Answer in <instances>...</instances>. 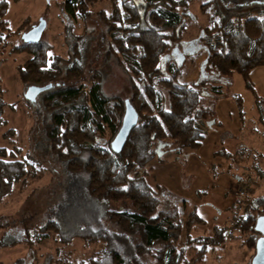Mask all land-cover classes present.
<instances>
[{
    "label": "trees",
    "instance_id": "trees-1",
    "mask_svg": "<svg viewBox=\"0 0 264 264\" xmlns=\"http://www.w3.org/2000/svg\"><path fill=\"white\" fill-rule=\"evenodd\" d=\"M194 1H66V9L75 18L69 25L71 30L78 19L87 20L90 9L96 8L108 36L107 56L115 58L129 75V98L105 93L101 70L86 75L85 66L76 57L80 54L77 43L70 58L52 54L50 43L43 38L34 44L22 41L12 46V53L32 56L18 65L24 83L52 84L38 97L47 114V140L68 172L63 197L47 210L42 224L31 230L28 223L20 221L26 237L4 236L3 245L23 241L35 244L53 234L63 245L81 239L98 246L89 258L74 264H203L210 250L222 244L228 227L215 226L214 236H195L196 228L206 219L196 209L182 219L178 203L162 208L159 192L146 181L152 170L149 164L164 160L159 156L161 149L180 153L202 147L206 135L197 121L219 127L222 124L215 104L202 103L205 91L221 85L208 87V78L182 82V65L173 57L184 42L181 33L187 27V7ZM9 7V0H0V19ZM201 7L203 11L208 9L209 18L200 28L206 67L214 68L222 79L241 74L252 88V71L264 66V0H206ZM0 34L1 38L9 36L4 31ZM81 38L78 35L76 42ZM197 55L195 52L183 62ZM63 74L71 82H57ZM127 100L139 120L128 132L122 149L115 151L113 141L122 129ZM260 109L264 122V108ZM218 153L231 154L225 149ZM9 155L11 159L7 149L0 148V199L40 164L29 154L22 160L13 153ZM263 165L261 161L255 164L253 182L264 178ZM250 168L243 177L252 172ZM248 194L239 216L236 200L231 222L234 231L246 235L244 244L257 255L263 236L256 222L264 215V195L255 197L251 190ZM121 202H130L131 207L113 206ZM0 228H5L2 219Z\"/></svg>",
    "mask_w": 264,
    "mask_h": 264
},
{
    "label": "rangeland",
    "instance_id": "rangeland-1",
    "mask_svg": "<svg viewBox=\"0 0 264 264\" xmlns=\"http://www.w3.org/2000/svg\"><path fill=\"white\" fill-rule=\"evenodd\" d=\"M9 1V10L0 19V33L4 31L9 35L0 37V148L7 149L10 159L11 153L20 160L29 154L40 164L19 181L9 195L0 199V219L5 223V228H0V264H74L77 260L89 258L98 246L88 245L81 239L63 245L53 234L35 244L23 241L5 246L1 242L4 236L26 237L25 226L21 227L20 221L28 223L31 230L42 224L47 218V210L60 203L68 172L47 140L44 130L47 114L40 98L30 103L25 97L29 83L19 77L18 65L32 56L27 52L12 53L11 48L24 41V34L44 18L47 27L42 37L50 43L52 54L70 58L77 43L80 53L77 60L85 66L87 76L95 70L102 71L105 93L129 98L132 85L117 60L107 56L108 36L96 16V8L90 9L92 14L87 20L78 19L71 30L69 25L75 18L65 7L67 0ZM205 1L195 0L187 7V27L181 33L184 42L173 52V57L182 65V82L208 78V87L221 85L217 90L205 91L202 101L204 105L215 104L221 127L214 125L213 131L210 123L197 121V126L205 130L206 135L202 147L180 152L179 161L171 151L159 153L164 160H153L149 164L152 170L146 177V181L159 192L162 208L178 203L182 219H186L193 209L206 219L204 225L196 228L195 236H214L217 225L231 227L244 173L252 167L249 170L255 175V164L264 163V122L260 111V107L264 108V101H259L264 100V66L252 71V88L241 74L222 79L214 68L209 70L206 67V50L202 51L200 43V28L209 22L208 9L203 11L201 7ZM5 26L13 33L9 34ZM78 35L83 38L76 42ZM195 52L198 53L195 58L189 57L183 62ZM58 80L71 82L64 74ZM222 149L232 153L229 156L218 153ZM257 180L259 182L250 187L255 197L264 195V178ZM184 198L190 205L185 208ZM113 206L127 208L131 203L121 202ZM243 237L246 235L242 236L237 230L232 238L226 236L222 244L210 250L203 264H255V251L244 244Z\"/></svg>",
    "mask_w": 264,
    "mask_h": 264
},
{
    "label": "water",
    "instance_id": "water-1",
    "mask_svg": "<svg viewBox=\"0 0 264 264\" xmlns=\"http://www.w3.org/2000/svg\"><path fill=\"white\" fill-rule=\"evenodd\" d=\"M47 27V22L44 18L40 22L27 31L23 40L26 43L34 44L39 42L43 37L44 31ZM52 84L39 86V85H30L26 91L25 97L29 101H35L40 93L50 88ZM126 113L124 115L123 126L121 131L118 133L116 138L113 141V148L115 151H120L125 143L128 132L137 124L139 120L138 113L134 109L133 105L127 100ZM256 229L261 232L263 239L259 245V250L257 257L255 259V264H264V215L258 217L256 222Z\"/></svg>",
    "mask_w": 264,
    "mask_h": 264
},
{
    "label": "built area",
    "instance_id": "built-area-1",
    "mask_svg": "<svg viewBox=\"0 0 264 264\" xmlns=\"http://www.w3.org/2000/svg\"><path fill=\"white\" fill-rule=\"evenodd\" d=\"M253 174L249 173L246 174V176L243 178V183L241 184L240 187V198H239V203L236 206V214L239 216L241 212L243 211L244 205L247 204L248 202V193L250 192V187L252 185H255V182H253ZM234 225V222H231V227L226 230V236L229 238H232L235 235L234 228L232 227Z\"/></svg>",
    "mask_w": 264,
    "mask_h": 264
},
{
    "label": "crops",
    "instance_id": "crops-1",
    "mask_svg": "<svg viewBox=\"0 0 264 264\" xmlns=\"http://www.w3.org/2000/svg\"><path fill=\"white\" fill-rule=\"evenodd\" d=\"M211 129H212L213 131H215L212 125L210 126V130H211ZM161 150H162V151H160V153H162V154H165V153H168L169 151H171L172 154H173V156H176V159L179 161V158H180V157H179V155H180L179 152H176V151H174L173 149H170V150H169V149H166V150H165V148H163V149H161ZM245 150H247V148H245ZM226 151L231 152V151L228 150V149H226ZM242 151H244V150H242ZM176 153H177V154H176ZM231 153H232V152H231ZM223 155H225V154H223ZM177 157H178V158H177ZM176 159H173V162L176 163ZM188 159H190V158H188ZM178 161H177V162H178ZM176 164H177V163H176ZM182 199H183V198H182ZM186 199H187V198H186ZM186 199L184 198V200H183L184 202H182V203H184V205H187V206H188L189 204H188V202H187ZM188 200H189V199H188ZM184 205H183V206H184ZM189 206H190V205H189ZM179 208H180V207H179ZM192 208H194V207H192Z\"/></svg>",
    "mask_w": 264,
    "mask_h": 264
}]
</instances>
